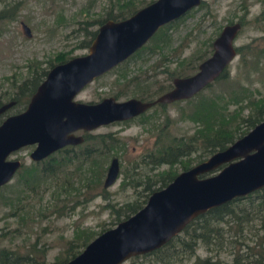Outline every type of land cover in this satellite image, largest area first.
Returning a JSON list of instances; mask_svg holds the SVG:
<instances>
[{"label": "rangeland", "instance_id": "374dc122", "mask_svg": "<svg viewBox=\"0 0 264 264\" xmlns=\"http://www.w3.org/2000/svg\"><path fill=\"white\" fill-rule=\"evenodd\" d=\"M127 1L0 0V12L5 13V17L0 18L2 103L7 102L17 83L30 76L28 64L46 67L47 62H54L57 55L71 58L87 53L88 48L80 46L82 40L97 29L99 20L105 18L108 12L118 13ZM131 1L138 9L153 0ZM243 4L247 7L246 12ZM263 11L264 0H201L198 6L174 20L167 30L149 39L133 55L94 78L75 96V100L94 103L115 94L119 95L118 101L132 97L155 99L160 94L154 91L170 84L172 87V80L176 77L169 79L170 75L180 69L187 75L192 74L201 55L209 52V44L218 31L226 23L235 21L244 22L234 42L241 51L226 67L228 78L224 85L213 83L201 95L214 97L221 94L225 100L231 98L233 101L246 95L248 98H264V52L258 57V50L264 48V23L259 21ZM247 46L250 48L247 54L250 55L242 62L241 56ZM182 62L184 65L179 67ZM136 85H149L150 96H140ZM247 97L243 98L241 105L247 104ZM194 103L192 99L168 103L164 108L153 106L128 121L112 122L86 131L92 135L111 133L119 139L118 145L108 153L96 157L97 162L79 157L65 164L64 158L71 157L81 148L76 144L69 145L67 151L55 153V160L61 162L55 166V177L43 176L38 170L40 166H37L38 169L32 167L31 174L25 169H18L11 180L0 187V247L23 253L30 244H35L36 248L44 251V263L55 264L65 256L66 242L75 233H97L101 228L113 227L111 223L115 218L108 206L117 207L136 199L137 194L127 180L131 172H146L141 162L143 154L154 149L155 141L161 139L167 143L173 138L190 136L199 126L191 119L193 116L188 115ZM237 104L232 102L227 109L232 111ZM14 111L12 108L9 113ZM247 113V108L241 112L243 116ZM75 134L84 135V132L77 131ZM30 150L18 149L9 158L21 160L24 166L30 165ZM198 152L191 153L192 164L199 158ZM112 157L118 160L119 173L110 186L103 188ZM169 169L180 172L181 166L177 163L171 167L162 165L146 174ZM259 225V220L255 218L247 223L248 227L243 231L244 242L250 247L255 234L264 233ZM261 240L264 249V235ZM173 245L174 250L168 247L156 255L133 256L120 264H193L196 256L205 258L210 254L213 260L216 259L213 252H207L203 246L197 247L194 254L188 257L187 253L179 250L177 243ZM234 248L240 253H246L247 249L245 245L237 244ZM232 252L231 247L219 252L220 264H231ZM41 256L39 254L37 258Z\"/></svg>", "mask_w": 264, "mask_h": 264}, {"label": "water", "instance_id": "95a60500", "mask_svg": "<svg viewBox=\"0 0 264 264\" xmlns=\"http://www.w3.org/2000/svg\"><path fill=\"white\" fill-rule=\"evenodd\" d=\"M200 2L153 0L124 19H107L97 28L87 53L50 67L26 107L0 122V187L19 168L20 161L8 157L22 146L35 144L30 158L38 160L66 145L81 143L83 137L75 134L78 130L91 131L129 120L159 102L190 98L219 76L236 55L233 39L239 23L224 25L212 43L211 55L197 70L174 78L172 87L152 101L133 97L122 101L105 97L94 103L75 100L84 86L138 50L159 27L178 19ZM13 103L0 105V114ZM209 172L212 173L200 176ZM118 173V160L112 157L103 188L110 186ZM262 188L264 119L224 149L180 171L164 187L150 193L135 213L100 232L78 254L60 264H120L130 257L152 252L199 214Z\"/></svg>", "mask_w": 264, "mask_h": 264}, {"label": "trees", "instance_id": "16d2710c", "mask_svg": "<svg viewBox=\"0 0 264 264\" xmlns=\"http://www.w3.org/2000/svg\"><path fill=\"white\" fill-rule=\"evenodd\" d=\"M244 5L245 4H243V7L245 8L244 10L246 12L247 7ZM136 10L137 8L134 6L132 1L128 0L125 3L124 9L119 10L116 14L108 12L105 18L100 19L99 22L97 21L98 25L107 19H124ZM3 14H5L4 11H1L0 18L2 19L5 17ZM173 21H170L159 27V29L149 39H154L163 31L167 30ZM259 21L264 23V12L260 16ZM243 23L244 22H241V25ZM94 34V31L89 32L88 36H86V38L80 43V46L87 48ZM262 40L264 41V37ZM240 51L241 48L237 47L236 53H239ZM248 52H250V48L247 46V50L241 56L242 62L246 61V57L250 55L247 54ZM263 52L264 48L258 50V53L260 54L258 57L263 55ZM131 55H133V53ZM252 55L255 58L254 54ZM69 58L70 56L64 58L63 54L57 55L56 58H54V62H47L46 67H39V64L33 66L28 64L27 67L29 68L30 76L22 79L14 86L15 89L13 94L7 97V102L14 101V104L4 113L0 114V122L7 115L23 110L29 101L30 96L45 77L48 69L57 63L66 61ZM258 61L259 60L257 58L256 63H258ZM183 65L184 63L182 62L179 64V67ZM182 70L180 69L178 73L175 72L176 74L173 73L175 75L171 73L172 75H170L169 79H172V76H186L187 74L182 72ZM227 78L228 76L226 75L225 69L205 88L210 87L213 83L218 82L219 85H224V81ZM170 86L171 84L163 88L160 87L161 89H157L154 92L161 94L165 92L167 88L169 89ZM136 87L140 89V96H150L149 85H136ZM164 88L166 89L163 90ZM205 88L198 91L190 98L177 100L171 103L174 104L181 101L187 102L194 99V106L188 115H191V117L193 116L191 119L198 122L199 126L190 136L173 138V140L167 141V143L161 139L157 142L155 141L154 149L146 151L141 158V162L146 172H152L162 165H169L171 167L176 163L181 166V171L186 170L194 165L191 162V153L195 151L198 152L199 150L200 153L198 152L197 156V158H199L196 159L195 164L201 162L205 159V156L210 155L215 151L224 149L227 145L232 143L240 136L244 135L255 124L264 119V98H248L246 95L243 98L247 97V104L241 105L240 103L244 101L241 96L237 97V99L234 101L231 98L225 100L223 97H221V94H217L214 97H204L201 94ZM113 97L117 99L119 95L115 94ZM196 97L197 99H195ZM140 100L152 101L153 99L144 100L140 98ZM232 102L238 104L236 109L229 111L227 108ZM2 104L3 103L0 97V105ZM166 105L167 104L165 103L159 102L152 105L150 108L153 106L164 108ZM12 108L15 111L9 113V110ZM245 108L248 109V113L243 116L241 112ZM118 143L119 139L111 135V133H99L92 135L85 132L82 143L78 145L79 147L81 146V148L77 152H73L71 157L64 158L66 161L65 164L71 162L73 160L72 158L79 157H81L83 160H94V162H97L96 157L99 155H105L113 146L118 145ZM60 163L61 162H59V160H55V166L58 164L60 165ZM146 172L139 171L138 174V172L135 171L131 172V174L128 176L127 183L134 188L135 193L137 194L136 199L124 202L122 205L117 207L115 205L108 206L115 218L111 223L112 226L135 213L145 204L150 193L164 187L179 173L174 171V169L156 172L152 175L146 174ZM212 172L200 176H207ZM139 197H141L140 200L138 199ZM241 200L245 201L246 203H242ZM255 218L259 220V228L264 232V188L249 193L245 196L234 198L226 203L210 208L204 213L199 214L187 225H185L184 228L177 235L172 237L165 245L153 250L152 252L142 254V256L156 255L168 247H172L171 249L174 250L175 247L173 244L177 243L180 246L179 250L182 253H187L188 257L192 256L196 248L199 246H203L207 252H213V254L216 256L215 260L212 259V254L205 258L196 256L193 264H220L221 262L218 258V254L226 247L233 248L231 264H264V249L262 247L261 240V237H263L264 233L262 232L263 235L255 234V239L253 240V245L251 247L244 242L243 237V231L248 227L247 223ZM108 228L110 227L101 228V230L97 233H75L73 238L66 242L64 249L65 256L61 262L55 264L64 263L71 259L73 256L78 254L91 239ZM236 244L240 246L245 245V247L248 249L245 250L246 253L238 252V250L234 248ZM39 254L42 256L38 259L37 255ZM43 259V249L36 248L35 244H30L29 249L23 253L18 252L16 249L0 247V264H45Z\"/></svg>", "mask_w": 264, "mask_h": 264}, {"label": "flooded vegetation", "instance_id": "af4514ba", "mask_svg": "<svg viewBox=\"0 0 264 264\" xmlns=\"http://www.w3.org/2000/svg\"><path fill=\"white\" fill-rule=\"evenodd\" d=\"M264 12V11H263ZM262 12V13H263ZM262 13L260 14V15H262ZM233 23H239V25H240V27H239V29L241 28V21H235V22H231V23H226L225 25H228V24H233ZM100 25V24H99ZM99 25H98V27H99ZM97 27V28H98ZM222 29V28H221ZM220 29V30H221ZM239 29H238V31H237V33H236V35H235V38L233 39V47H234V49H235V52H236V46H235V44H234V42H235V39H236V36H237V34H238V32H239ZM97 30V29H96ZM96 30H94V32H95V34H96ZM220 30L218 31V33L215 35V37L212 39V41H211V43H210V50H209V52L207 53V54H202L201 55V57L202 58H200V61H199V63L197 64V66H196V69H195V71L197 70V67H198V65L203 61V60H205L206 58H208L210 55H211V53H212V51H213V46H212V43H213V41H214V39L217 37V35L219 34V32H220ZM95 34H94V36H95ZM94 36L92 37V39L94 38ZM92 39L90 40V42L92 41ZM88 48V47H87ZM194 71V72H195ZM193 73V72H192ZM191 74V73H190ZM218 77V76H217ZM216 77V78H217ZM215 78V79H216ZM214 81V80H213ZM171 87V86H170ZM7 103V102H6ZM172 103V102H171ZM14 104V103H13ZM12 104V105H13ZM165 104H168V103H165ZM11 105V106H12ZM10 106V107H11ZM9 107V108H10ZM26 107V106H25ZM8 108V109H9ZM7 110V109H6ZM5 110V111H6ZM4 111V112H5ZM3 112V113H4ZM144 113V112H143ZM2 114V113H1ZM142 114V113H141ZM139 116V115H138ZM135 117H137V116H135ZM134 118V117H133ZM132 119V118H131ZM130 120V119H129ZM124 121H128V120H124ZM120 122V121H119ZM78 131H82V130H78ZM77 132V131H76ZM75 132V133H76ZM82 132H86V131H82ZM78 135H81V134H78ZM82 137H83V135H81ZM82 143V142H81ZM80 144V143H79ZM67 146V147H66ZM66 146H64V147H62V148H60V149H57L56 151L54 150L53 152H51L50 154H48L47 156H45V157H42V158H40V159H38V160H33V159H31L30 158V154L32 153V151L34 150V148H35V144H28V145H24V146H22L21 148H19V149H24V148H30L31 150H30V152H29V159H30V161H31V163H30V165H25L24 166V162H22L21 160H19L20 161V166H19V168L18 169H25V172H28L29 174H31V172H32V170L34 169V168H32V167H35L36 166V168L38 169V167L37 166H40L39 167V171L42 173V175L43 176H53V177H55V153L56 152H60V151H67L70 147H68L69 145H66ZM74 147V146H73ZM72 148V147H71ZM17 151V150H16ZM15 152V151H14ZM14 152H12V153H14ZM11 153V154H12ZM10 154V155H11ZM9 155V156H10ZM9 158V157H8ZM9 159H16V158H9ZM17 169V170H18ZM16 170V171H17ZM35 171V170H34ZM33 171V172H34Z\"/></svg>", "mask_w": 264, "mask_h": 264}]
</instances>
